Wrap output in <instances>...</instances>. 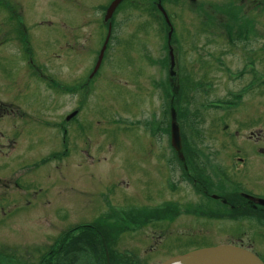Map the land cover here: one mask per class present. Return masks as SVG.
I'll use <instances>...</instances> for the list:
<instances>
[{"label": "rangeland", "instance_id": "obj_1", "mask_svg": "<svg viewBox=\"0 0 264 264\" xmlns=\"http://www.w3.org/2000/svg\"><path fill=\"white\" fill-rule=\"evenodd\" d=\"M111 1L0 0V264L264 261V0Z\"/></svg>", "mask_w": 264, "mask_h": 264}, {"label": "water", "instance_id": "obj_2", "mask_svg": "<svg viewBox=\"0 0 264 264\" xmlns=\"http://www.w3.org/2000/svg\"><path fill=\"white\" fill-rule=\"evenodd\" d=\"M121 0H114L111 5L109 6L107 10V18L111 17L114 10L118 6ZM111 29V27H110ZM110 34V31H109ZM109 35L107 37L106 43L108 41ZM106 43L102 49V52L100 54V59L98 61V65L102 59V56L104 54V50L106 48ZM211 252H215V255H210L214 257V262L215 264H225V263H237V264H264V261L258 257H256L253 253L246 249H241V248H236V250L231 249L229 247H222V246H216V247H205L201 249L194 250L180 258H175L167 261L164 264H168L170 261L174 260H181L184 263H187L188 261H193L195 260V264H197V259H205L208 257V254ZM244 261V262H243ZM230 263V264H231Z\"/></svg>", "mask_w": 264, "mask_h": 264}, {"label": "trees", "instance_id": "obj_3", "mask_svg": "<svg viewBox=\"0 0 264 264\" xmlns=\"http://www.w3.org/2000/svg\"><path fill=\"white\" fill-rule=\"evenodd\" d=\"M109 29H110V27L107 24V31ZM233 42H237V37H236L235 40H233ZM3 109H4V111H9V110L11 111L12 110V108H10L9 105H4L3 106ZM179 118L182 120V123H181L182 127L180 126V129L182 130V140H183V143L182 144H183V148L185 150L184 153H187L186 156L188 158H190V155L192 156V152L191 151H193V150L190 149V147H189L190 144H189L188 138L185 135V125L183 124L184 123L183 115L180 114L179 115ZM187 123H189V122H187ZM170 127H171L170 121L167 122V123H164L165 130H170ZM192 128H194V127H192ZM92 231H94V230L92 229L91 232H88V233H85L84 232L83 234H81V236L74 237L70 241V245L69 246L67 245V247H66V253H70V254H73V255L72 256L66 255V253L65 254H62L57 264H62V261H64L67 257H70L71 258V260H70L71 262L76 257L78 259V256H76V254H78L80 252L88 251V252H93L95 254L96 253V250H98V254L95 257L96 263L101 264L102 263V254H101L102 242H101V240H97L96 236L92 233ZM96 243L100 244L101 246H99ZM96 245L98 246V248H97ZM112 251H113L112 248H110V252H108V253H110V255H111L110 258L112 260H114V253ZM112 260H110L111 263H114L116 261V260H114V261H112ZM107 261L108 260H106V257H105V264H108Z\"/></svg>", "mask_w": 264, "mask_h": 264}, {"label": "bare ground", "instance_id": "obj_4", "mask_svg": "<svg viewBox=\"0 0 264 264\" xmlns=\"http://www.w3.org/2000/svg\"><path fill=\"white\" fill-rule=\"evenodd\" d=\"M215 252H211L210 254H208V257H206L205 259H197V264H215L214 262V257L210 256V255H215ZM168 264H195V260L193 261H188L187 263H184L181 260H174V261H170Z\"/></svg>", "mask_w": 264, "mask_h": 264}]
</instances>
